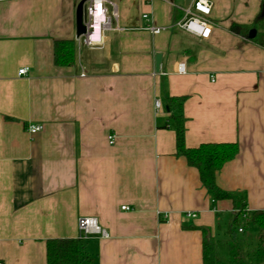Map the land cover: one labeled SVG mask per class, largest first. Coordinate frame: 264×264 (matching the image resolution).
<instances>
[{"label":"crops","instance_id":"obj_1","mask_svg":"<svg viewBox=\"0 0 264 264\" xmlns=\"http://www.w3.org/2000/svg\"><path fill=\"white\" fill-rule=\"evenodd\" d=\"M111 1L112 28L86 44L80 0H0V264H46L49 238L78 239L81 264H202V228L248 244L255 227L232 228L231 200L174 154L167 96H185L187 147L237 143L216 183L264 210V0H209L205 40L178 27L184 0ZM57 40H73L71 65L54 62ZM81 216L107 235L83 236Z\"/></svg>","mask_w":264,"mask_h":264},{"label":"trees","instance_id":"obj_2","mask_svg":"<svg viewBox=\"0 0 264 264\" xmlns=\"http://www.w3.org/2000/svg\"><path fill=\"white\" fill-rule=\"evenodd\" d=\"M262 14V12H261ZM258 14L251 23L257 28L261 22ZM254 41L263 44L255 35ZM73 40H57L54 43V62L58 65H71L74 61ZM185 96H167L166 103L171 112L172 128L175 133L176 156L185 158L189 166L198 170L200 181L208 190L213 201L229 199L234 216L232 228L252 225L257 231L258 245L251 250L243 238L232 236L227 239H214L202 228V264H264V210H248L242 192H229L216 183V173L227 161L234 158L238 151L236 142H204L196 147H187L184 142V119L182 106ZM84 252L76 238H49L46 240V264H81Z\"/></svg>","mask_w":264,"mask_h":264},{"label":"built area","instance_id":"obj_3","mask_svg":"<svg viewBox=\"0 0 264 264\" xmlns=\"http://www.w3.org/2000/svg\"><path fill=\"white\" fill-rule=\"evenodd\" d=\"M110 6V15H106L107 7ZM212 4L209 0H190V3L183 7L184 16L177 23L178 27L181 28L186 33L198 38V39H208L212 33V22L210 20ZM85 10L87 15V27L86 32L83 35H80L83 43L90 44L88 39L89 33L94 29V26L97 25L101 31L111 29V19L115 17V3L111 0H86ZM98 15L103 16L101 20L97 22ZM143 18H146L147 15H142ZM152 33H159L164 27L147 25L145 27ZM27 68L22 67L18 70V74L26 73ZM178 72H184V64L178 63L177 65ZM155 106H159V101H155ZM42 128L41 124L31 123L27 126V131L30 133H35L40 131ZM113 136H109V142L112 143ZM123 209H127L125 205L122 206ZM195 212H187L185 214L186 218L195 217ZM78 229L83 236H86L91 233H99L103 236L107 235L102 229L95 217L92 216H81L78 218ZM238 232H242V225L237 227Z\"/></svg>","mask_w":264,"mask_h":264},{"label":"water","instance_id":"obj_4","mask_svg":"<svg viewBox=\"0 0 264 264\" xmlns=\"http://www.w3.org/2000/svg\"><path fill=\"white\" fill-rule=\"evenodd\" d=\"M84 2L85 0H80L76 8V36L83 35L86 32L87 19L85 18L84 13H83ZM189 3H190V0H184L185 5H188ZM159 58H160V55L157 54L155 57L156 71L158 70Z\"/></svg>","mask_w":264,"mask_h":264},{"label":"rangeland","instance_id":"obj_5","mask_svg":"<svg viewBox=\"0 0 264 264\" xmlns=\"http://www.w3.org/2000/svg\"><path fill=\"white\" fill-rule=\"evenodd\" d=\"M245 237L247 239L250 249L254 250L258 245L256 229L249 228L245 234Z\"/></svg>","mask_w":264,"mask_h":264}]
</instances>
